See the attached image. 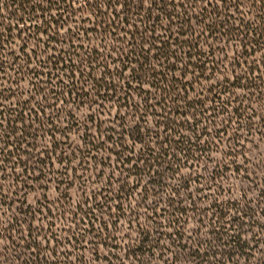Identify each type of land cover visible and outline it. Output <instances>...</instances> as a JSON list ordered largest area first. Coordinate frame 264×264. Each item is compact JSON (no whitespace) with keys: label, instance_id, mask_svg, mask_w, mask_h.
<instances>
[{"label":"trees","instance_id":"obj_1","mask_svg":"<svg viewBox=\"0 0 264 264\" xmlns=\"http://www.w3.org/2000/svg\"><path fill=\"white\" fill-rule=\"evenodd\" d=\"M112 1L96 0L89 4L97 18L95 32L103 40L100 45L86 47L90 32L82 26L69 30L65 37L61 34L76 21L72 0H0V18L5 10L11 21L9 24L6 23L9 19L0 21V74L11 84L9 89L0 85V101L17 98L12 113H1L0 143L12 148L3 161L13 164L11 170H23L24 178L17 183L13 180L12 195H22L28 188L37 187L39 178H31L33 173L47 175V184L64 185L61 178L51 177L48 170L56 161L65 163L68 155L61 148L62 141L82 132L88 153L120 156L121 168L125 169L128 163V178L121 185H117L115 178H105V187L86 198L83 196L73 212L64 213L76 220L81 217L78 222L87 225L92 234L98 225L100 232L95 239L103 240L102 244L112 243L113 228L125 211V202L131 204L137 196L138 204L135 210H130L129 224L137 235L131 241L129 254L137 264L148 263L146 259L166 264L167 258L172 264H239L233 257L245 259L250 250L246 235L261 228L262 222L256 219L250 206L224 202L221 197L229 193L223 182L228 172L244 174L239 160L249 161L246 147L249 136H264V117L252 109L254 102L264 100V0H151L149 8L147 0H126L128 10L123 20L116 14L115 20L107 19L101 12L102 8L112 9ZM245 1L249 12L243 11ZM164 23L169 24L168 30H164ZM175 27L177 33L173 32ZM158 31H165V38L158 36ZM123 33L125 38H116ZM104 39L112 40L113 44L107 45ZM18 41L24 44L22 54L11 47ZM227 46L233 56H229ZM153 51L157 52L154 57ZM45 53L48 56L43 61L41 56ZM259 54L262 60H254ZM154 61L159 64L156 66ZM128 71L129 80L125 79ZM223 73L227 78L215 82V77ZM27 77L36 82L33 84L36 96L24 100L20 99L23 95L20 84ZM44 78L50 81L45 82ZM55 83L56 88L66 83L68 86L58 92L52 90ZM41 84L49 86L42 88ZM135 85L139 89L149 85L156 91L159 103L148 106L152 98H147L149 102L144 109L135 108L131 105L138 91ZM39 92L43 93L42 104L35 102ZM148 96L151 94L146 92ZM63 99L78 107L75 111L58 110L54 102ZM113 102H128V108L136 115L143 112L142 118L150 115V110H159L164 132L149 135L147 128L137 123L128 132V147L124 139L118 141L112 135L107 136L109 131H103L102 116ZM81 107L92 114L80 119L77 111ZM256 118L262 126L256 123ZM29 122L31 126H27ZM38 141H42V149ZM222 146L226 148L222 152L223 161L212 169L210 166ZM125 152L127 159L122 158L126 157ZM111 159V156L102 158ZM186 169L190 174L184 176ZM207 173L209 178L205 179ZM246 173L249 175L248 170ZM246 177L250 179V175ZM173 180L178 183L169 185L168 181ZM194 186L198 187V194L193 191ZM138 187L139 196L135 192ZM164 191L169 195L162 201ZM211 191L213 194H207ZM27 195L23 194V202L22 198L9 199V207L15 212L10 225L25 228L24 232L27 230L24 224L32 227L36 216L43 213V208L28 206ZM17 204L21 207H15ZM204 204L209 205L206 210L201 207ZM143 211L149 225L140 223ZM47 212L52 215L51 209ZM192 221L198 228L190 238L185 230ZM6 231L12 246L20 241L26 246L18 244L17 248L32 251L22 264H88L84 255L71 262L56 251L50 252L53 260H49L36 239L14 227ZM80 237L74 238L76 244L86 240L85 236Z\"/></svg>","mask_w":264,"mask_h":264},{"label":"rangeland","instance_id":"obj_2","mask_svg":"<svg viewBox=\"0 0 264 264\" xmlns=\"http://www.w3.org/2000/svg\"><path fill=\"white\" fill-rule=\"evenodd\" d=\"M93 1L96 0H72L73 3L71 2V7L75 9L76 15L74 20L76 21L72 24L71 27H65V29L61 31L63 37L67 35L69 30L74 29L75 27L82 26L84 29L90 32V41L86 42V47L95 45L97 46V44H101L103 39L98 36L97 32H95L97 31V27L94 24L97 22V18L95 17V14L91 11L92 9L89 6V4H91V2ZM125 1L126 0H113L112 9L102 8L101 12L107 16V19L115 20V16L117 15L121 18V20H123L124 15L128 10L125 7ZM151 2V0L146 1V8L151 7ZM176 4L178 5L180 4V2L177 1ZM244 4L246 5L243 6V11L249 12V4L246 1ZM7 19H9V21L6 22ZM0 21H4L7 24L11 22L8 11L4 10ZM163 26L165 28L164 30H168L170 27L168 23H164ZM173 30L174 33L178 32L177 27H175ZM165 35V31H158V36H160L162 39L165 38ZM125 37L126 36L123 33L116 38L118 39ZM45 40L46 38L44 37V41ZM104 41L107 43V45L113 44L112 40L104 39ZM11 47L18 54L20 52V54H22V52L24 51V44L19 41ZM222 48L226 47L222 46ZM29 49L30 51L34 49L32 44L29 46ZM227 49L229 50V56H233L232 49H230L229 46H227ZM156 55V51H153L151 53V56L153 57ZM261 55L262 54L255 56L254 60H262ZM47 56L48 55L46 53L41 56L42 60H47ZM154 64H156L157 66V64L159 63L154 61ZM47 72L56 73V75H59V72H52L48 70ZM225 76L228 75L226 73L217 75L215 77V82L219 83L224 81V79L227 78ZM130 77L131 73L129 71L126 72L125 79L129 80ZM3 78L4 75L0 74V85L4 86L3 88L6 89L11 88V84L7 83L8 80H3ZM47 80L49 79L44 78L45 82H48ZM56 81L57 80H55V82ZM35 83L33 79L27 77L20 84L21 94H23L21 95L20 99L26 100L28 99V97L30 98L31 95H35L33 87V84ZM53 85H55V87L53 88L52 86V90L54 89L55 91L62 92V90H64L65 87L68 86V83L61 84V87L57 88L56 83ZM41 86L42 88H48L49 85L41 84ZM136 87L137 86L135 85L134 88ZM137 88L138 91L133 95L131 101V105L133 104L135 108L138 107L144 109V107L147 106V102H149L147 98H152L148 103V106H155L159 103V98L157 99L156 91L149 85H144L142 89H139V87ZM146 92H149L151 96L146 97ZM238 93L240 95H243V91H239ZM42 95L43 93L39 92L35 102L42 104ZM159 95L160 94H158V97ZM16 100L17 98L11 99L10 101L5 103L0 101V124H3V121L1 120V113H12L15 108ZM54 104L56 105L58 110L61 111L69 109H73L75 111V108L78 107H74V104L71 103L69 99H63L62 101L57 102L55 101ZM4 106H6V110L4 109ZM252 109L254 112H258L264 117V100H261L257 103L254 102ZM91 114L92 111H89V109H86V107H81L77 111V116L80 117V119H85ZM104 114L105 115L102 116V121L104 122L103 131L108 129L109 134L107 136L112 135L114 136L115 140L119 141L120 138L124 139L126 143L125 146L127 147L128 134H130L128 132H131L132 127H135L137 123L147 128L149 135L155 136V133L164 132L162 128L164 120L159 117L162 115V112H160L159 110H150V115L145 114V116L142 118V116L144 115L143 112L139 113V115H136V113L132 109L128 108V102H113L107 105V110ZM139 118H141L140 121ZM110 122H113L115 124H110ZM256 123H260L257 118ZM260 125L262 126L263 124L260 123ZM27 126H31V122L27 123ZM159 126L161 127V129L158 128ZM19 128L23 130L24 127L22 125H19ZM112 128L115 130L114 132L111 131ZM85 139L86 138L84 137V134L82 132H77L71 134L68 140H63L61 148L66 152V155H68L65 158V163H59L60 161H56L54 167L50 168V171L47 169L48 172L51 173V177L57 176L61 178V180H63L64 182V185L55 184L53 182L47 184V182L45 181L48 177L47 175H40L38 173L34 175L33 173L30 175L31 178L34 176L39 178L36 184L37 187L35 189L28 188L26 191H24V193H22V195H19L17 193L18 195L15 196L12 195V193L15 192V183L13 182V180L16 179V183L18 181L21 182L22 179H24L22 176L23 170H20L18 168L17 171L15 169L11 170L10 168L14 167L13 164L9 165L3 161L5 160L4 155H7V153L12 150V148H6L4 144L0 143V186H3L2 189L0 187V201H2V204H0V264H22L24 258L31 255L32 251L29 252L23 250L22 248H17L18 244L21 247L25 248L26 244L23 242L17 241L16 246H12V244L8 242L10 234L6 231L7 229L10 230L13 227L16 230H21L20 232L25 231V228H16V224L13 227L10 225L11 216L15 212L13 211V209H11V207H9V204H11V201L9 200L10 198H18L17 200H20L25 193H28L26 198L28 206L36 208L38 210H41L43 208V213L36 216V218L32 222V227H28L29 224H24V227L26 226L27 228L26 232L24 233L28 234L30 237H33L34 240L36 239L39 244L42 245L43 251L49 258V260H53L50 252L56 251L59 253V256L65 255L66 257H69L71 262L75 261L78 256L84 255L86 257V260L88 261V264H137L129 254L131 241L137 239V235L132 232L133 229L129 224L131 220L130 210L136 209L138 204L136 201L139 199V197L136 196L131 204L128 203V201L125 202V211L120 213V221H115L116 223L113 228L115 239L112 243L110 242L107 244H102L104 242L103 240L95 239L96 234L100 232V228L98 225L96 227V232L92 234L91 229L87 228V225L78 222L81 217L76 220L75 218H73V216L64 213L68 210H70L69 212H73L84 198L88 197V195L90 194L99 192L101 188L105 187L107 183L105 178H115L117 185H121L120 183L125 180L126 177L128 178V163L126 165V168L124 169L120 166V164L123 165V161L122 159H120V156H115L113 154L106 155L107 153H95L94 155H90V153H88L89 148L84 143ZM38 142V146L40 147V149H42V141ZM46 142L45 145L48 144ZM225 142L228 143V141ZM246 147L249 161L245 163V159L241 158L239 160V164L243 166L242 172H244V174L242 173L243 175L239 176L233 171L228 172V175L223 182L224 187L229 190V193H225L221 197V201L237 202V205L246 204L250 206L255 212L256 219L262 222L261 228L257 227V229H255L254 231H250V233L246 235V239L250 244V250L245 256V259H248V261H246L245 259L233 257L234 262L238 261L239 264H264V136H259L257 134H255L254 136H249ZM108 148L112 150L113 146L108 145ZM4 149L5 152L3 154L2 151ZM139 149L140 146L137 147L138 151ZM78 150H81V154L78 152ZM224 150H226V148L222 146L221 152L216 153L215 161H213V164H211L210 166L212 169L215 168L219 162L223 161L222 152H225ZM124 154L126 155V157L122 158L127 159L128 152H125ZM102 156H111L112 159L104 161L102 160ZM210 167L208 172L212 171ZM129 169H131V165ZM247 170L250 175V179L246 177L249 176L246 173ZM182 174L184 176H187L188 174H190V170L186 169ZM132 178L133 179H131L130 181L131 184L134 182V177ZM208 178L209 173L206 174L205 179ZM25 181L28 180L25 179ZM126 182L128 185V179H126ZM177 183L178 182L174 180L168 181L169 185H176ZM136 185L137 183H135V186ZM193 188V191H195L196 193L199 191H197L198 187L194 186ZM135 192H137L138 194H136L139 196L141 188L138 187L137 189H135ZM207 194H213V192L211 191ZM167 195L169 194L164 191V193L162 194V201L167 198ZM24 200L25 198H22V202ZM15 207L20 208L21 206L20 204H17L15 205ZM201 207L206 210L209 205L204 204ZM48 209L52 210V215L47 212ZM141 214L143 219H141L140 223L149 225V223L145 222L146 217L144 215L146 214V212L143 211ZM98 216L104 218L107 222H112V220L102 216L101 214H98ZM77 222L79 223L78 225ZM197 228V224L192 221L189 227H187L185 230L188 237L191 238L192 236H194ZM17 236H19L17 238H22L23 235ZM80 236H85L86 240L83 243L76 244V239L74 238H81ZM59 245L62 246L60 247ZM96 250H99V253H96ZM111 252L113 255H110ZM167 259L169 261L166 262V264H172L170 258ZM146 261H148V263L144 262L142 264H164V261L158 262L156 261V259H146ZM177 264L185 263L182 262Z\"/></svg>","mask_w":264,"mask_h":264}]
</instances>
